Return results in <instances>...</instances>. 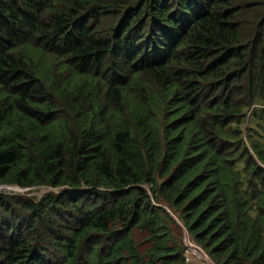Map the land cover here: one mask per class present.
<instances>
[{
	"label": "trees",
	"instance_id": "obj_1",
	"mask_svg": "<svg viewBox=\"0 0 264 264\" xmlns=\"http://www.w3.org/2000/svg\"><path fill=\"white\" fill-rule=\"evenodd\" d=\"M263 133L264 0H0V264H264Z\"/></svg>",
	"mask_w": 264,
	"mask_h": 264
},
{
	"label": "rangeland",
	"instance_id": "obj_2",
	"mask_svg": "<svg viewBox=\"0 0 264 264\" xmlns=\"http://www.w3.org/2000/svg\"><path fill=\"white\" fill-rule=\"evenodd\" d=\"M256 129H258V128H256ZM261 131H263V130H261ZM254 134H257L256 137L259 139L258 133L256 131L254 132ZM8 189H9V191H7ZM43 191H45V189H22V188L17 187V186H11V187L9 186V187L3 188L2 186H0V194L6 195V196L27 195L29 197L39 198V197H41ZM187 240H188V238H187ZM187 240H186L185 244L187 246L186 258H187L188 264H209L204 259H201L205 256L200 251L196 250L193 247H191V250H190V248H189L190 244L188 243ZM190 242H191V240H190ZM191 244H193V243L191 242ZM193 245H195V244H193ZM205 259H206V257H205Z\"/></svg>",
	"mask_w": 264,
	"mask_h": 264
},
{
	"label": "water",
	"instance_id": "obj_3",
	"mask_svg": "<svg viewBox=\"0 0 264 264\" xmlns=\"http://www.w3.org/2000/svg\"><path fill=\"white\" fill-rule=\"evenodd\" d=\"M3 188H5V187H9V186H2ZM11 187V186H10ZM7 191H9V189L7 190ZM51 190L50 189H45V191H43L42 192V195L41 196H43L44 194H46V193H48V192H50ZM188 237V236H187ZM188 243L190 244L189 245V248L191 249V247H193V248H195L196 250H198V251H200L204 256L206 255L207 256V254L200 248V247H198L197 245H193V244H191V242H190V239H189V237H188ZM208 257V256H207Z\"/></svg>",
	"mask_w": 264,
	"mask_h": 264
},
{
	"label": "built area",
	"instance_id": "obj_4",
	"mask_svg": "<svg viewBox=\"0 0 264 264\" xmlns=\"http://www.w3.org/2000/svg\"><path fill=\"white\" fill-rule=\"evenodd\" d=\"M191 250V249H190ZM205 257H206V259H205ZM205 257H203V258H201V259H204L207 263H209V264H214L213 263V261L209 258V257H207L206 255H205Z\"/></svg>",
	"mask_w": 264,
	"mask_h": 264
}]
</instances>
